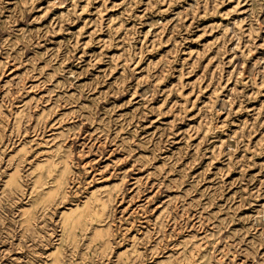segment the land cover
Wrapping results in <instances>:
<instances>
[{"label": "rangeland", "instance_id": "obj_1", "mask_svg": "<svg viewBox=\"0 0 264 264\" xmlns=\"http://www.w3.org/2000/svg\"><path fill=\"white\" fill-rule=\"evenodd\" d=\"M0 264H264V0H0Z\"/></svg>", "mask_w": 264, "mask_h": 264}]
</instances>
